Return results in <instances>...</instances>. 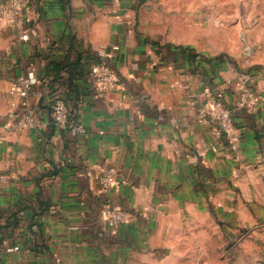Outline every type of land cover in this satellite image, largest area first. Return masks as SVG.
Segmentation results:
<instances>
[{
    "label": "crops",
    "instance_id": "1",
    "mask_svg": "<svg viewBox=\"0 0 264 264\" xmlns=\"http://www.w3.org/2000/svg\"><path fill=\"white\" fill-rule=\"evenodd\" d=\"M156 9L149 0H29L17 25L0 27V264H194L211 217H245L264 200V100L236 115L237 150L201 113L214 88L231 106L243 72L264 94L263 71L214 57L197 35L162 31L168 13ZM102 48L119 79L112 89L91 72ZM28 75V96L11 94ZM56 94L82 131L53 124ZM28 107L39 129H5ZM110 170L116 182L105 191ZM107 203L127 212L116 229Z\"/></svg>",
    "mask_w": 264,
    "mask_h": 264
},
{
    "label": "rangeland",
    "instance_id": "2",
    "mask_svg": "<svg viewBox=\"0 0 264 264\" xmlns=\"http://www.w3.org/2000/svg\"><path fill=\"white\" fill-rule=\"evenodd\" d=\"M149 1L160 14L168 13L158 24L162 31L197 35L217 50L214 57L264 73V0ZM171 5L175 15L165 8ZM255 204L245 217H211L208 246L193 249L194 264H264V200Z\"/></svg>",
    "mask_w": 264,
    "mask_h": 264
},
{
    "label": "built area",
    "instance_id": "3",
    "mask_svg": "<svg viewBox=\"0 0 264 264\" xmlns=\"http://www.w3.org/2000/svg\"><path fill=\"white\" fill-rule=\"evenodd\" d=\"M28 8L29 0H0V27L3 25H17ZM22 38L28 39L29 33H24ZM117 48L118 46H113V49ZM98 55L102 60L94 63L91 67L95 83L102 89L115 88L119 79L107 59L110 56L108 49H100ZM34 82L35 78L32 75L19 76L11 82L9 92L20 97H27ZM229 83H232V81H229ZM235 85L238 93L235 102L231 106L223 104L222 98L225 95V88L219 87L209 90L201 112L203 118H210L215 129L223 135L233 150L238 149L242 139V133L236 123V115L239 111L257 108L258 104L264 100V94L251 84L250 73H241L238 80L235 81ZM70 111L66 98L62 94H56L51 103L53 124L60 129H69L74 133H78L82 131L83 126L80 122H74L70 119ZM41 126L42 123L32 107L26 108L13 123L6 122L4 124L5 129L13 131L39 129ZM115 182L116 178L113 170L101 176L102 189L105 191L115 185ZM102 213L113 229H116L128 219L126 211L109 203L104 206ZM16 248L18 247L13 249Z\"/></svg>",
    "mask_w": 264,
    "mask_h": 264
},
{
    "label": "trees",
    "instance_id": "4",
    "mask_svg": "<svg viewBox=\"0 0 264 264\" xmlns=\"http://www.w3.org/2000/svg\"><path fill=\"white\" fill-rule=\"evenodd\" d=\"M67 65L66 64H60V63H58L57 65H56V68L57 69H62V68H65ZM69 85H70V87H71V89H74L75 88V85H74V83H73V81H72V78L74 77V74L72 73V72H70L69 71ZM76 89V88H75Z\"/></svg>",
    "mask_w": 264,
    "mask_h": 264
}]
</instances>
